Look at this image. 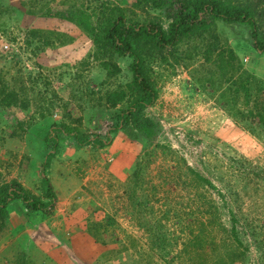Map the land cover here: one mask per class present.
Masks as SVG:
<instances>
[{
  "label": "rangeland",
  "instance_id": "rangeland-1",
  "mask_svg": "<svg viewBox=\"0 0 264 264\" xmlns=\"http://www.w3.org/2000/svg\"><path fill=\"white\" fill-rule=\"evenodd\" d=\"M136 4L0 0V185L16 179L43 198L47 129L65 122L105 136L115 107L99 105L101 96L125 90L117 108L134 98L131 59L97 53L85 30L46 9H86L97 24L118 5L128 19L171 21L166 7ZM212 26L174 47L141 48L158 93L145 110L153 137L120 129L103 148L60 139L47 169L56 204L40 228L62 249L47 264H64L63 254L74 264H264V51L250 46L244 25ZM12 208L17 214L0 220V264H25L15 228L43 220L19 200ZM210 220L219 228L209 232ZM71 224L77 239L68 243Z\"/></svg>",
  "mask_w": 264,
  "mask_h": 264
},
{
  "label": "trees",
  "instance_id": "trees-1",
  "mask_svg": "<svg viewBox=\"0 0 264 264\" xmlns=\"http://www.w3.org/2000/svg\"><path fill=\"white\" fill-rule=\"evenodd\" d=\"M136 1L137 7L141 3H145L153 7L168 8L171 21L167 26H164L159 20L128 19L126 18L125 10L118 5L101 11V17L97 19V24L91 20L93 13L88 12L86 9L80 8L70 11L46 9L44 13L46 16H54L70 21L85 30L91 36L97 48V53L106 54L109 57L116 54L117 56H127L131 59L129 65L131 80L127 86L132 91L134 98L125 107L117 108L118 104L126 97L125 90L116 89L105 92L101 96L102 100L99 105H106L109 108L115 107L113 122L107 128L105 136L90 134L65 122L54 123L49 127L43 136L44 155L40 165L43 198L33 195L16 179L2 183L0 185V220L8 218V206L14 200L21 201L29 213L39 211L44 214H51L53 212L56 204V194L47 174V169L59 149L62 137H70L76 146L91 145L100 148L110 144L112 134L120 129L131 131L133 128L146 138L153 137L155 134V123L145 114V110L157 100L158 93L151 81L144 58L140 52L143 46H149L154 49L174 47L183 39L197 35L201 37L205 33L211 32L214 30L212 26L214 22L220 20L226 24L244 25L249 32L250 46L257 52L264 51V34L260 31L256 20V16L259 15L257 11L264 14V0ZM261 5L262 8L258 10ZM228 49L230 56H234L233 50L231 48ZM111 65L112 74L120 71L116 63L112 62ZM8 96L6 94V97ZM191 171L193 172L192 169ZM194 173L199 179L213 187L208 179L197 172ZM208 224L209 232L211 229L214 231V228L218 225L217 221L213 220H210ZM231 229L234 238L238 241L236 228L232 226ZM22 257L23 261L26 260V256ZM26 262L24 261L25 264H27Z\"/></svg>",
  "mask_w": 264,
  "mask_h": 264
},
{
  "label": "crops",
  "instance_id": "crops-1",
  "mask_svg": "<svg viewBox=\"0 0 264 264\" xmlns=\"http://www.w3.org/2000/svg\"><path fill=\"white\" fill-rule=\"evenodd\" d=\"M12 212L9 214V216H11V218L16 215V211L18 210V212H20L19 207L18 209H11ZM38 214H40V219L38 217L39 221H42L41 223H37L36 221H32L29 224L31 225H19L17 228H15V231L18 232L19 235H17L15 237L14 240V244L18 245V248L16 249L15 253H19L22 252L21 256H26L28 261H32L35 262L36 264H47V261L50 262L49 260L53 259L56 262L57 257L59 256L58 254V250L62 249L61 246L58 247L57 243L58 241H56L57 243L54 244L55 242L50 240L53 238H48L47 239V228L44 230H42L40 228V225H44L45 227H47V215H43L42 212H37ZM26 223V222H25ZM24 226V227H23ZM69 226L72 227L73 229V233L72 230L70 231V239H68V243L73 242L74 240L77 239V237L74 236V232L75 230L78 228V226H76L75 224H71V225H67V231L70 230L68 229ZM15 233V232H14ZM71 234L73 236H71ZM24 236L27 237L26 240H24ZM59 236H62V234L59 233ZM14 238V237H13ZM59 239V237H58ZM13 240V239H12ZM65 241H67L66 239H64ZM65 243H63L62 245H64ZM79 256V255H78ZM15 257V256H13ZM30 257V258H29ZM65 255L63 254V256L60 257V261L64 264H74L73 261H69L71 260V256L67 257V259L65 260ZM23 257L19 258V260H22ZM25 258V257H24ZM70 258V259H69ZM49 259V260H48ZM26 261V260H24Z\"/></svg>",
  "mask_w": 264,
  "mask_h": 264
}]
</instances>
